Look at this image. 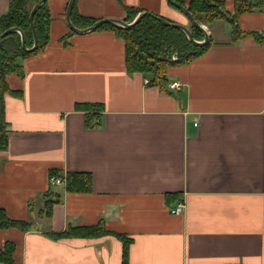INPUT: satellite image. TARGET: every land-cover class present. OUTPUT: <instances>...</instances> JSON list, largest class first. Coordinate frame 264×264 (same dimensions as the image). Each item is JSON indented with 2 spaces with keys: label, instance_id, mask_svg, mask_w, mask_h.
I'll list each match as a JSON object with an SVG mask.
<instances>
[{
  "label": "crops",
  "instance_id": "obj_1",
  "mask_svg": "<svg viewBox=\"0 0 264 264\" xmlns=\"http://www.w3.org/2000/svg\"><path fill=\"white\" fill-rule=\"evenodd\" d=\"M224 1L234 13L236 0ZM69 2L47 0L49 45L8 77L18 94L4 98L0 208L30 225L0 231V249L14 243L18 264H124L119 234L129 264H264V0L238 18L261 40L234 41L230 23L222 40L209 28L210 47L169 70L182 87L168 92L129 74L126 42L111 30L64 42ZM76 3L98 20L134 8L189 25L168 0ZM10 4L0 0V18ZM69 173L91 174L92 190L69 191ZM100 223L110 234L65 235Z\"/></svg>",
  "mask_w": 264,
  "mask_h": 264
},
{
  "label": "trees",
  "instance_id": "obj_2",
  "mask_svg": "<svg viewBox=\"0 0 264 264\" xmlns=\"http://www.w3.org/2000/svg\"><path fill=\"white\" fill-rule=\"evenodd\" d=\"M40 0H11L8 13L0 18V36L12 27H20L27 38V46H34V33L31 27L30 15L33 7ZM187 7L200 24L212 25L217 21H227L233 28V40L238 41L248 36H254L261 40L257 32L242 31L238 25L239 16L253 10V0H236V9L230 13L226 8L224 0H174ZM257 1V0H256ZM74 6L72 20L76 27L87 28L94 25L98 19L85 17L76 12ZM169 4L173 6L170 2ZM174 7V6H173ZM177 9L176 7H174ZM179 10V9H177ZM128 17L126 21L132 22L141 12L134 8H127ZM180 11V10H179ZM181 12V11H180ZM186 16V15H185ZM160 15L145 16L132 28H123L115 24H104L97 31L111 30L126 42V65L129 74L142 73L150 77L149 85L156 86L161 91H169L170 76L169 70L191 63L195 58L202 55L211 45L212 37L206 46H199L190 41L187 34L179 29L164 25L159 21ZM165 18V17H164ZM167 19V18H165ZM52 15L46 2L36 13L34 24L39 37V47L35 52L29 53L24 50L22 36L19 33L4 38L0 46V152L7 149L9 145L10 124L5 116L4 98L7 94L17 95L9 82L11 74L24 75L23 60L45 51L51 40ZM171 22H176L168 19ZM191 30L196 40L205 39V34L192 24ZM71 33L64 38L68 42L74 35ZM80 107V106H79ZM56 175V174H53ZM52 175V176H53ZM67 188L71 192H90L93 181L89 173H69L66 178ZM54 200L47 202L48 215L52 213ZM30 223L11 219L6 210L0 208V231L19 228L28 230ZM110 234L104 223L95 227L71 228L65 233L66 236L103 237ZM125 244L124 264L128 263L129 240L125 235H117ZM16 247L12 242H7L3 249H0V264H18L15 262Z\"/></svg>",
  "mask_w": 264,
  "mask_h": 264
},
{
  "label": "water",
  "instance_id": "obj_3",
  "mask_svg": "<svg viewBox=\"0 0 264 264\" xmlns=\"http://www.w3.org/2000/svg\"><path fill=\"white\" fill-rule=\"evenodd\" d=\"M174 7H176L177 9H179L184 15H186L188 17V19L191 21V23L196 26L198 29H200L204 34H205V39L203 41H199L196 40L194 38L193 32L192 30L185 24L182 23H177V22H171L168 19H165L164 17L160 16L158 17L159 21L162 22L164 25L172 27V28H176L179 29L183 32H185L188 36V38L190 39L191 42H193L196 45L199 46H206L211 38V34L209 33V31H207V29L205 28V26H203L202 24H200L197 19L195 18V16L189 11V9L177 2H175L174 0H168ZM47 2V0H40L32 9L31 15H30V21H31V27L34 33V46L32 48H29L27 46V38H26V34L24 33V31L20 28V27H12L8 30H6L1 36H0V46L3 43L4 38H6L9 35H12L14 33H19L22 36V44H23V48L25 51L32 53L35 52L37 50V48L39 47V37H38V33L36 31L35 28V24H34V18L36 13L40 10V8ZM76 0H70L69 5H68V9H67V23L70 27V29L72 31H74L77 34H87L90 32H94L96 30H98L102 25L104 24H115L118 25L120 27L123 28H132L134 27L137 23H139L145 16H152L154 15L151 12L145 11V12H141L139 13L136 18L132 21V22H128L126 20H121V19H110V18H106V19H101L98 20L94 25L87 27V28H78L75 26V24L73 23L72 20V14H73V10H74V6H75Z\"/></svg>",
  "mask_w": 264,
  "mask_h": 264
},
{
  "label": "rangeland",
  "instance_id": "obj_4",
  "mask_svg": "<svg viewBox=\"0 0 264 264\" xmlns=\"http://www.w3.org/2000/svg\"><path fill=\"white\" fill-rule=\"evenodd\" d=\"M188 18H186L187 23L189 24L188 27L191 29L192 27V23L190 20H187ZM203 26H205V28L207 29V31H209V33L211 32L210 29L215 33V38L222 40V38H224L223 36H225L227 33H229V29L230 24L227 21H219L216 22L215 24L211 25H207V23L202 24ZM210 28V29H209ZM217 32H219V35H217ZM229 36V34H228ZM203 41V40H202Z\"/></svg>",
  "mask_w": 264,
  "mask_h": 264
},
{
  "label": "built area",
  "instance_id": "obj_5",
  "mask_svg": "<svg viewBox=\"0 0 264 264\" xmlns=\"http://www.w3.org/2000/svg\"><path fill=\"white\" fill-rule=\"evenodd\" d=\"M149 82V81H148ZM182 87V84L180 81H173L169 83V88L171 90H177ZM51 184H63L65 183V180L57 177L56 175L51 176L50 178ZM185 212V204L180 203L176 208L172 210V213L175 215H183Z\"/></svg>",
  "mask_w": 264,
  "mask_h": 264
}]
</instances>
